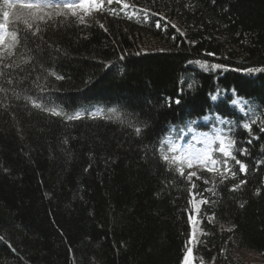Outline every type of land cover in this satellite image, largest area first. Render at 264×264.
I'll return each mask as SVG.
<instances>
[{
	"label": "trees",
	"instance_id": "1",
	"mask_svg": "<svg viewBox=\"0 0 264 264\" xmlns=\"http://www.w3.org/2000/svg\"><path fill=\"white\" fill-rule=\"evenodd\" d=\"M123 3L134 17L105 1L87 24L61 16L11 28L18 43L0 52V264H181L192 184L209 201L205 260L226 264L236 249L264 264V72L244 71L264 68V0ZM237 94L253 111L232 105ZM217 128L236 141L245 173L212 145L235 178L199 172L190 183L191 169L180 176L161 159L162 147Z\"/></svg>",
	"mask_w": 264,
	"mask_h": 264
},
{
	"label": "snow or ice",
	"instance_id": "2",
	"mask_svg": "<svg viewBox=\"0 0 264 264\" xmlns=\"http://www.w3.org/2000/svg\"><path fill=\"white\" fill-rule=\"evenodd\" d=\"M108 4H111L113 0H107ZM117 3L123 4V6L126 8L128 7L127 4L123 3V0H116ZM6 3V8L11 10V9H26L27 14L25 17V24L27 25L28 28L33 27V21H41V22H48V21H53L56 17H65L67 18L69 15L72 17H75L78 19L79 23L83 24L85 22L84 18L85 16L89 15V13L93 10H100L103 11V3L104 0H39V2H29V3H12L9 2V0H5ZM9 10H5L2 13L3 16V21L4 23H0V46L4 50H8V55H11V49L15 47V45L18 43L17 40V33L16 32H11L9 33L7 31V22L10 18V15L12 13ZM19 18V17H18ZM159 27V25H157ZM103 27V25H101ZM172 27H176V25H172ZM40 29L37 27L36 31L33 32V35H36ZM179 31V29H177ZM183 35V33H181ZM211 55V54H209ZM11 65H4V68H11ZM204 67V66H202ZM213 69L219 68L220 65H213ZM205 70L207 68L205 67ZM244 71L249 74H256V73H261L264 72V68H246ZM0 75H3V72H0ZM63 77L57 76L56 79H62ZM13 81L11 79L8 80V84H12ZM192 85H189V88H191ZM0 91H6V89L0 88ZM19 98V97H17ZM25 99L32 100V106L35 108H41L45 111H50L52 115L54 116H60L62 113L58 110H56L55 107L51 109H47L43 107V103H37L35 100H33L31 97H25ZM169 106H171L172 103L175 104H180L181 99L179 96H177L175 99L172 97L166 98ZM211 99L215 101L217 99L216 95H212ZM233 106H238L241 111H248L251 112L253 111L251 107V102L248 101L247 99L240 98L239 95L237 94V98L232 101ZM115 111V110H111ZM80 113L77 112L75 115H68L66 117L67 120H75V119H80ZM204 121H208L209 117L205 116L203 117ZM216 122L218 124H228L229 121L226 119L222 118L219 114L216 116ZM255 123V121H252L251 123H243L242 127L249 132L252 130V124ZM264 131V128L261 129ZM135 131L137 134H139L142 129L140 127H136ZM230 131V129H229ZM206 139L207 134H205ZM215 140L219 142V149L218 151L223 154L224 157H230L231 159L235 160L236 164L239 165V171L241 173H245L247 171V167L244 163H242L239 159H236L235 155H233L231 149L235 146L236 141L230 137L225 136L220 129H216L213 136L211 137L209 141V150L204 151V152H182L181 155H174L170 153H175L179 149L175 146L169 147L168 152L165 153L163 147L161 148V159L168 164L169 166L176 165V171L179 173L180 176L185 175V167L191 169L194 164L199 163L203 165L204 167L207 168L209 172H218L222 177L224 176V173H230V175L235 178L236 172L232 171L228 167V161L224 160L223 161V171H220V168L217 166L218 162L216 159H213L211 156V141ZM244 151L246 150H241V155L244 154ZM209 164L211 167H209ZM197 176V173L195 171H190L187 173V179L191 181L192 177ZM198 178V177H197ZM205 183H208L207 180L204 181ZM223 180H221V183ZM241 184L245 183V181H241ZM196 186L195 184L192 185V189H194ZM240 185L236 184L233 185L232 190H235L239 188ZM208 191H213V189H207ZM213 194L215 192L213 191ZM189 195L192 197L189 201L188 204L191 206V211L188 216V221L189 224L192 228L191 235L189 237L188 245L192 244L195 242L196 238V232H197V226H198V220H197V215L200 213V207L199 205L202 204H207L209 203L208 200L205 199H199L197 200L196 197L198 193L192 191L190 189ZM188 211V209H186ZM2 239V238H0ZM186 245V251L183 254V258L181 260V264H192L193 260V249L192 247Z\"/></svg>",
	"mask_w": 264,
	"mask_h": 264
},
{
	"label": "rangeland",
	"instance_id": "3",
	"mask_svg": "<svg viewBox=\"0 0 264 264\" xmlns=\"http://www.w3.org/2000/svg\"><path fill=\"white\" fill-rule=\"evenodd\" d=\"M115 1L116 0H113L112 3H115ZM124 4H127V3H124ZM120 6L128 14L135 13V11L133 12V10L130 7L131 4H129L128 7H126V8L121 3H120ZM144 10H146V12L152 13V10H149L147 8H144ZM9 11L12 13V15H10V18H9L10 21H12L13 23L17 24L19 27H22V28H26L27 27V25L24 22L25 17H26V14H27V10L26 9L22 10V9L16 8V9H11ZM98 14L99 13L96 10L91 11L89 13V15L85 16V18H84L85 22L83 24H87L88 22H90L92 20V18H95ZM69 16H71V15H69ZM37 22H41V21H33L32 22L33 23V26L34 25L36 26ZM5 56H6V54H5ZM194 142L195 143H198L199 140L198 139H195ZM192 152H204V149H199V148H195L194 147V148H192ZM202 170L203 169L201 167H193L192 168V171H195L197 173V176L192 177V179L199 180L200 179V175H199L200 173L199 172H202ZM192 179H191V181H192ZM191 181H190V183H191ZM203 184L204 185H207V183H205V182H203ZM207 189H211V188H206L205 193L211 192V191H208ZM192 191L198 193V195L196 197L197 200H199V199H205V200H207V198L204 196V194H200L199 192H197L196 188L192 189ZM204 205L205 204L199 205L200 212H201V209H202V207ZM190 211H191V206H190L189 214H190ZM197 220H198V226H197V232H196L195 242L192 243V244H190V245H188V242H187V245L190 246V247H192V249H193V260H192V264H214V261L213 260L207 262L205 260V257L203 255V253L200 252V250H199V246L202 244V242H201L202 241V238L205 235L203 233L202 229H201L200 213L197 215ZM209 222H212L211 219L209 220ZM189 226H190V224H189ZM191 232H192V228L190 226V235H191ZM190 235H189V237H190ZM225 253H227V251H224L223 252V256H225ZM226 264H262V262H261L259 256H257L256 254H254L252 252H249V251L244 252V251H240V250H236L235 249L231 253V259H230V261H227Z\"/></svg>",
	"mask_w": 264,
	"mask_h": 264
}]
</instances>
